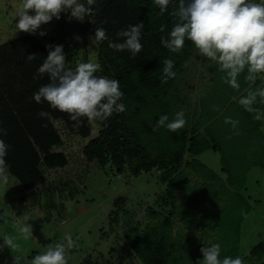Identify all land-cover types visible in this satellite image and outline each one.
<instances>
[{"label":"trees","instance_id":"1","mask_svg":"<svg viewBox=\"0 0 264 264\" xmlns=\"http://www.w3.org/2000/svg\"><path fill=\"white\" fill-rule=\"evenodd\" d=\"M177 7L178 0H172L168 10L160 14L153 0H101L94 14L83 21L69 19V13L59 19V40L54 42L63 45L68 54L73 51L69 43L74 41L72 34L91 36L95 40L97 27L107 30L109 40H95L97 63L101 66L97 75L119 81L126 111L114 113L103 122L94 120L97 134L83 147L82 154L86 161L97 163L104 170L115 169L117 176L125 172L134 177L144 172H159L158 179L164 188L153 205L147 207L148 222L144 228L137 225L123 232L127 257L140 264H196L202 259V246L197 238L188 239L187 233L193 224L202 230L201 238L208 245L220 244L221 256L242 257V222L252 210L250 197L245 193L247 177L256 167L264 170V121H253V118L248 127L239 130V136L227 133L218 138L215 125L206 128L209 122L203 119L194 122L196 116L186 108V98L184 101L177 94L195 58L204 61L191 41H186L179 53H171L161 44L160 37L171 30L175 19L172 12ZM140 22L144 23L143 50L136 57L128 51L117 52L109 47V41L117 39L119 30ZM161 25H166L164 33L159 31ZM67 26H73L74 32H65ZM48 50L36 35L0 45V139L9 145L8 173L27 190L44 183L46 171L64 168L69 163L66 154L57 151L63 146L59 124L83 139L91 137L94 130L87 117H82L79 126H74L67 113L52 109L47 102L34 100V92L49 82L47 74H38ZM33 54L35 59L29 61L27 56ZM86 56L84 53L83 62H87ZM70 57H66V66L74 68L76 62ZM165 58L175 61L176 77L162 84ZM206 71L221 73L217 67ZM255 82L258 87L263 81L257 77ZM181 101L184 106L180 105ZM181 109L187 121L185 127L176 132L163 127L153 131L161 115L171 120ZM40 110L48 111L49 116L42 119L38 115ZM208 151L220 154L224 177L197 159ZM181 194L187 196L182 205L179 204ZM125 205V198L115 200V209L110 214L113 225L120 223L121 212L128 213ZM178 222L180 228H177ZM13 257L10 249L0 247V264H12ZM242 258L244 264H264V241ZM80 264L113 262L87 257Z\"/></svg>","mask_w":264,"mask_h":264},{"label":"clouds","instance_id":"2","mask_svg":"<svg viewBox=\"0 0 264 264\" xmlns=\"http://www.w3.org/2000/svg\"><path fill=\"white\" fill-rule=\"evenodd\" d=\"M101 0H22L17 12L16 28L18 32L36 34L42 25L50 23L53 18L59 20L61 13H69V19L83 21L86 16L94 14ZM160 14L168 10L172 0H153ZM175 18L171 30L162 35L163 47L171 53H179L186 41H191L200 56L215 61L218 70L223 73L221 80L231 88L240 89V77L245 81H255L257 74H264V0H178V7L172 12ZM144 23L128 25L116 33V40L109 41V47L117 52L128 51L136 57L142 50L141 43ZM166 25L159 31L164 33ZM46 33L41 31L39 35ZM96 41L109 40L107 30L95 29ZM48 54L38 68V74H47L49 82L41 85L33 94L37 103L47 102L55 110L67 113L74 126H79L82 117L90 121H106L114 113L126 111L122 103L124 93L120 83L105 75H97L101 70L99 63L77 61L75 67H67L63 45H48ZM36 55H28L29 61ZM161 69V83L176 77L173 70L175 61L165 58ZM247 112L254 114L257 121H264V82L254 89H248L238 101ZM213 110H219L213 106ZM38 115L43 119L49 116L46 110ZM225 123L233 129L239 121L231 117ZM187 124L183 111L169 120L161 115L153 131L161 127L176 132ZM6 135V133H5ZM9 145L0 139V181L7 182L9 166L6 160ZM47 176V175H46ZM25 239L33 236L32 226L25 223L19 226ZM75 242L67 237V247L62 243L49 244L42 254L35 255L31 264H67V252ZM0 247L13 252L19 251L15 237L7 234ZM202 259L196 264H244L240 256H221L220 244L205 245L200 248ZM12 264H21V257L14 256Z\"/></svg>","mask_w":264,"mask_h":264},{"label":"rangeland","instance_id":"3","mask_svg":"<svg viewBox=\"0 0 264 264\" xmlns=\"http://www.w3.org/2000/svg\"><path fill=\"white\" fill-rule=\"evenodd\" d=\"M21 2L22 0H0V45L27 35L38 36L47 46L55 45L54 42L58 43L59 20L55 18L50 23L42 25L36 34L18 32L16 22ZM65 14L67 13H61L60 19ZM68 27L65 32L73 33V26ZM41 31L46 34L39 35ZM72 37L74 41L70 40L69 43H72L73 51L66 54V57L70 55L72 62L80 59V62H83V54L86 53L87 62L97 63L95 40L91 36L83 38L76 34H72ZM196 61L193 72L201 70L205 72L204 65L208 66L215 62L204 58L201 65ZM193 72L190 70L191 75L188 74L192 76ZM261 75L264 78V74ZM181 84L180 86L185 89L184 83ZM92 126L94 127L92 136L83 139L66 131L62 124L58 125L63 146L57 151L64 152L69 158V163L64 168L46 171V181L36 188L25 189L9 173L6 183L0 181V238L5 234L15 237L19 251L12 253L21 257V264H31L32 258L42 254L49 244L62 243L67 247L69 236L75 242V246L68 249L67 264H80L87 257L104 263L110 261L113 264H140L136 259L127 257L128 246L123 238V232L137 225L144 228L148 222L147 207L153 205L157 194L164 188L158 179L159 172L157 170L144 172L138 177L125 172L119 178H113L110 177L112 172L109 167H106L107 172H110L107 174L97 163L86 161L82 154L83 147L97 134V127L93 121ZM220 159L218 152L209 151L198 160L224 177L221 173ZM245 193L250 197L252 210L242 222L240 246L242 257L248 256L257 244L264 241L262 168L256 167L249 172ZM118 197L126 199L125 208L128 213L121 212L120 223L113 225L110 222V214L115 209L114 202ZM186 198L185 194H181L179 204L182 205ZM25 223L31 225L33 229V236L29 239H25L19 231V226ZM177 224V228H180L181 223ZM201 231L193 224L187 234L188 239L197 238L203 247L208 245V242L201 238Z\"/></svg>","mask_w":264,"mask_h":264},{"label":"bare ground","instance_id":"4","mask_svg":"<svg viewBox=\"0 0 264 264\" xmlns=\"http://www.w3.org/2000/svg\"><path fill=\"white\" fill-rule=\"evenodd\" d=\"M195 60L197 59L195 58ZM200 64H201V61H200ZM194 65L196 66L195 61L192 63L189 71L184 75V78L182 80V82L185 85V89L182 88L183 86L181 87L179 85L180 88L178 90V93L176 92L183 100L186 98L187 107L186 106L185 107L187 109L193 110L191 111V114L194 113L196 116L195 117L196 119L194 122H198L200 119H203L204 122H209L206 128H208V126L211 127L215 125V131H216V135L218 138H220L222 135H225L227 133L232 134L230 135L232 137L239 136L241 134V131L239 130L249 126V123L252 121L254 114L247 112L242 106L239 105L238 101L242 95L246 94L248 89L256 88L257 82L245 81L244 75H241V77L239 78L240 79V89L236 90V89L231 88L229 85H227L221 80V76L223 75V73H211V72L209 73L207 71L204 72L202 70H201L202 73L201 71L193 72ZM204 66L207 69H212V67L218 68V64L215 62L208 65V67L207 65H204ZM206 68H203V69L206 70ZM190 70L193 72L192 76H190L191 75ZM188 73H190V75ZM257 77L258 79L264 82V78L262 77L261 74H257ZM194 93H197V94L194 95ZM181 102L183 104V101ZM182 104L180 105L181 106L185 105V104L183 105ZM213 106H217L219 110L214 111ZM257 106L264 108V105H257ZM184 108L183 110H185ZM226 117H231L232 119L238 120L239 121L238 127L236 129H233L230 124H226L225 123ZM253 121H255V119H253ZM257 126L259 125H256V127ZM262 131L264 133V129ZM230 136L228 138H231ZM201 155H199L197 158L199 159Z\"/></svg>","mask_w":264,"mask_h":264},{"label":"built area","instance_id":"5","mask_svg":"<svg viewBox=\"0 0 264 264\" xmlns=\"http://www.w3.org/2000/svg\"><path fill=\"white\" fill-rule=\"evenodd\" d=\"M115 169H113L112 170V173H110V177H113V178H119L120 177V175L119 176H117V175H115Z\"/></svg>","mask_w":264,"mask_h":264}]
</instances>
